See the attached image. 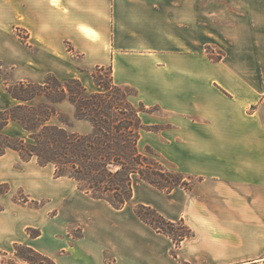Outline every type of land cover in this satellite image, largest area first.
<instances>
[{"label":"crops","instance_id":"1","mask_svg":"<svg viewBox=\"0 0 264 264\" xmlns=\"http://www.w3.org/2000/svg\"><path fill=\"white\" fill-rule=\"evenodd\" d=\"M50 1L30 28L47 55L36 57L45 76L86 75L74 71L67 42L83 67L109 66L139 104L173 114L174 129L146 132L145 142L198 181L167 193L134 177L132 199L115 209L54 165L9 150L0 158V185H9L0 250L26 244L56 264H264V0H53L63 12ZM18 193L28 201L15 202ZM137 205L191 230L178 258Z\"/></svg>","mask_w":264,"mask_h":264},{"label":"trees","instance_id":"2","mask_svg":"<svg viewBox=\"0 0 264 264\" xmlns=\"http://www.w3.org/2000/svg\"><path fill=\"white\" fill-rule=\"evenodd\" d=\"M208 52L210 54V50ZM102 70L99 68L93 73L95 84L103 89L102 93L88 95L78 79L61 81L54 75H48L43 83L28 80L5 87L18 104L0 110V158L12 150L24 162L36 158L40 166L52 164L57 177L75 180L81 191L94 199L108 202L115 209H122L133 197L132 174L140 175L142 180L161 191L171 192L177 187L191 190L192 185L184 181L181 174L170 173L159 161L151 162L139 151L141 133L151 129L140 118L146 107L140 103L137 109L129 102L128 98L136 94L125 96L122 88L113 82L103 84L99 80ZM39 99L45 102H37ZM64 102L74 107L76 120L90 123L93 128L91 133L70 132L64 128L71 125V119L67 115L59 117L55 107ZM54 117H59L63 127L50 125ZM11 122L27 131L31 141L6 135L5 128ZM147 152L154 159H161L150 147ZM152 166L156 169L152 170ZM8 192V185H0V195ZM148 212L154 216L153 220L147 217ZM135 213L157 232L171 237L176 247L191 236L188 228L185 233L172 236L170 229L173 230L176 224L150 207L137 205ZM28 234L31 238L41 235L32 229H28ZM0 258H3L0 264H56L23 244L14 246L13 256L0 251Z\"/></svg>","mask_w":264,"mask_h":264},{"label":"rangeland","instance_id":"3","mask_svg":"<svg viewBox=\"0 0 264 264\" xmlns=\"http://www.w3.org/2000/svg\"><path fill=\"white\" fill-rule=\"evenodd\" d=\"M46 1L47 0H0V110L8 109L6 107L4 108V106L7 103L9 105H14V104L17 105L18 104V102L16 100H14L5 91V87L10 86V85H15L16 83L21 82V81H28V80L29 81H35L37 83H43V81L46 77L45 76L46 71L41 70L40 65L36 64V62H37L36 57L40 53L41 54H40L39 60L44 61V63L47 62L46 60H48V59H46L47 55L45 54V49H43V46L41 43L35 42V41L33 42L30 40L31 25L35 24L37 22V20L39 19L38 10L42 6L46 5ZM56 2L57 1L51 0L50 5L56 7L57 9H59L60 11L63 12L64 8L62 7V5H60L59 2H57V3ZM64 47H65L67 52H70L71 58L69 59V62H70V64L75 66L74 71L76 72L77 70H81V71L86 72V75H80L82 81H80V80L79 81L87 89L88 95L94 94V93H102L103 89L99 88L95 84V80L93 78V73H95L96 70L99 68H94V69L89 70V69L83 67L81 65V56L79 54H77L75 51H73L72 45L67 42L64 45ZM100 68H103V70L100 71V73H99V80L105 85H108V84L110 85L112 82L111 81L112 80L111 68L109 66L108 67H100ZM37 75L38 76L41 75V78L40 79L36 78ZM68 79H69L68 77L67 78L66 77H64V78L60 77V80H62V81H67ZM121 88H122V94L125 96L126 95H135V94L137 95V90L132 88V87L123 86ZM128 100H129V102H131V101L133 102V104H134L133 106H135V108H137V109L139 108L140 104L136 101L134 96H130L128 98ZM37 102H45V100L39 99ZM55 107L60 114L59 117H61V116L66 117V115H67L71 119V125L70 126H64V128L66 130H69L70 132H80L82 134H89L92 132L93 128L88 121L79 122L78 120H76L74 118L75 109L71 104H69L68 102H64L62 104H57ZM145 107H146L145 114H143V113H141V114H142V117L144 118V121L146 124L145 126L151 127V129L145 130L141 133V134H143L144 137H143L142 141L140 142V146H139L140 150L139 151L143 155H145V157L147 159L149 158V160H151V162H153V160L159 161L162 164V166L166 170H168L170 173L181 174L182 177L184 178V181L190 182V185H192V187H193V185L198 181L197 178H194L192 176H189V175L184 174L181 171H179L173 165V163L163 159L161 157V155L152 147H150V148L152 150H154L155 154L156 155L158 154L159 157H161V159H159V158L157 159V157H156V159H154V156L151 155L149 152H147V148L149 146L145 142L146 132L159 133L161 130H173L174 126L172 125V123L169 122L170 120L173 119V114H171L167 111H164L158 107H148L146 105H145ZM149 115H153L158 120H163L164 123L152 124L151 123V117ZM59 117H54L50 121V125H58V126L63 127V125L59 121ZM11 123L12 124L7 129L5 128L6 131H4V132L6 135L14 137V138L19 136L18 138L21 137V139H23L26 142L31 141L29 139L30 134L27 131H25L17 123H15V122H11ZM33 159H36V158H33ZM42 167H44V166H42ZM155 169H156V166H152V170H155ZM55 175H56V169H55ZM134 177H139L141 179L140 175L132 174L131 175V183L132 184H133V178ZM144 182H146V181H144ZM147 184H149V183H147ZM8 187H9V185H8ZM78 187H79V184H78ZM177 188H181V187H177ZM182 189H184V188H182ZM184 190H186V189H184ZM186 191H188V190H186ZM162 192H165V191H162ZM14 201L17 203L18 202L19 203H26L28 201V199L23 194L18 193V195L14 198ZM41 204L42 203H39V202H33L28 207H32V208L37 207L38 208ZM146 215L150 220H153L154 216L151 213L148 212V213H146ZM160 216H162V215H160ZM175 224H176L175 228L173 230L170 229L172 236H176L178 234L185 233V229L188 228L184 224V222H177ZM29 229H32L34 232L39 231L41 234L40 230L33 229V228H29ZM27 232H28V230H27ZM191 234H192V232H191ZM23 245H26V244H23ZM180 245H179V247H180ZM174 246H175V243H174ZM179 247L175 246L174 250H173V256H175L174 255V253H175L176 258H178L177 249ZM0 251L3 253H8L9 256H13L14 247L11 248L10 250H7V251H4V250H0ZM2 259L3 258H0V261H2ZM22 264H25V263H22Z\"/></svg>","mask_w":264,"mask_h":264}]
</instances>
